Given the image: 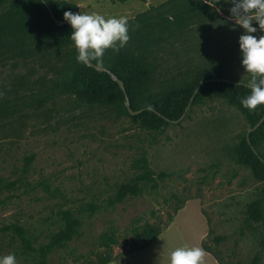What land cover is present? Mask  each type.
I'll return each instance as SVG.
<instances>
[{
    "label": "rangeland",
    "instance_id": "374dc122",
    "mask_svg": "<svg viewBox=\"0 0 264 264\" xmlns=\"http://www.w3.org/2000/svg\"><path fill=\"white\" fill-rule=\"evenodd\" d=\"M66 1L79 3L82 13L107 17L130 18L147 9L138 0ZM252 23V34L264 35ZM242 33L233 18L189 44L202 40L208 54L233 57V76L249 80L237 57ZM26 46L24 57L0 59V177L15 182L0 187V255L15 253L17 264H39L40 246L63 228L60 212L70 209L77 233L46 252L44 264H168L171 250L202 243L210 251L203 264H218L215 256L222 264H249L259 256L257 264H264V220H247V207L256 200L262 199L264 214V177L237 150L250 128L246 116L211 95L191 104L180 121L152 131L120 108L90 106L57 91L55 82L73 62L72 46ZM176 58L167 57L170 72ZM163 73L155 77L160 94L169 77ZM255 150L264 160V139ZM144 160L154 180L119 199L120 187L147 171ZM150 226L158 236L136 240Z\"/></svg>",
    "mask_w": 264,
    "mask_h": 264
},
{
    "label": "trees",
    "instance_id": "16d2710c",
    "mask_svg": "<svg viewBox=\"0 0 264 264\" xmlns=\"http://www.w3.org/2000/svg\"><path fill=\"white\" fill-rule=\"evenodd\" d=\"M231 6L224 0H218L212 6L204 0H165L158 5H149L146 10L126 18L129 45L118 52L103 56L99 61L93 59L91 63L107 67L123 81L131 108L141 109L136 114L128 112L124 92L108 72L77 61L78 52L70 38L71 26L67 23L57 25L54 22L55 18L66 20L65 11L77 12L75 3L66 0H48L46 3L41 0H0V59L8 55L24 57L29 52L26 45L31 43L58 48L72 46L71 67L66 69L54 84L60 94H70L90 106L120 108L129 118L139 119L142 127L160 132L168 122L178 119L185 112L194 90L199 86L190 105L201 102L205 96L224 98L247 117L251 129L263 117L264 105H258L255 110L242 106L241 98L247 96L251 90L245 86L247 79L233 76V57L223 59L218 53L208 54L202 45H199L202 40L195 41L193 46L189 44L197 34L210 35L216 22L231 21ZM170 54L177 57L173 64L175 73L170 72L168 66L164 65ZM161 72L169 76L163 78L159 85L164 91L162 94L155 88V77ZM201 80L204 82L200 84ZM263 139L264 117L261 123L249 132L248 138L247 133L241 138L237 148L239 157L254 169L258 168L262 177L264 160L253 149ZM146 166L147 171L137 176L134 184L120 187L119 199L127 193H134L140 182L154 180V172L147 162ZM26 167L27 162L23 168L24 172ZM14 183L0 177V187H9ZM90 209L93 211V206ZM60 214L63 228L46 244L40 246L42 260L39 264H44V254L52 247L71 240L77 233V221L72 211L66 209ZM247 220H264L262 199L248 205ZM8 228L22 235L20 226L11 224ZM158 234L159 230L150 226L138 234L136 240L153 239ZM28 246L31 248L29 244ZM202 248L210 252L204 243ZM215 258L222 264L218 257ZM258 259L259 256H254L249 264H257ZM108 261L110 259H102L98 264Z\"/></svg>",
    "mask_w": 264,
    "mask_h": 264
},
{
    "label": "clouds",
    "instance_id": "9594fccd",
    "mask_svg": "<svg viewBox=\"0 0 264 264\" xmlns=\"http://www.w3.org/2000/svg\"><path fill=\"white\" fill-rule=\"evenodd\" d=\"M48 2V0H41ZM216 4L218 0L210 3ZM231 4L229 9L236 24L242 26L243 33L238 38L240 63L250 74L245 85L251 91L241 98V104L249 110L264 105V35L256 36V21L264 30V0H224ZM64 18L71 25L70 38L77 49L78 62L88 64L93 59L101 60L107 49L118 52L130 39L127 19L117 16L105 17L99 13L65 11ZM205 250L202 247L181 246L168 253V264H203ZM0 264H17L15 253L0 255Z\"/></svg>",
    "mask_w": 264,
    "mask_h": 264
},
{
    "label": "water",
    "instance_id": "95a60500",
    "mask_svg": "<svg viewBox=\"0 0 264 264\" xmlns=\"http://www.w3.org/2000/svg\"><path fill=\"white\" fill-rule=\"evenodd\" d=\"M54 22L57 24V25H62V24H65V23H67V24H69V22L67 21V20H61V19H57V18H55L54 19ZM70 25V24H69ZM71 26V25H70ZM88 65H93L97 70H102V71H106V72H108L111 76H112V78L114 79V80H116L117 81V83L119 84V86H120V88L123 90V92H124V95H125V106H126V108H127V110H128V112L130 113V114H136V113H139L140 111H141V109H139V110H133L132 108H131V106H130V101H129V98H128V95H127V93H126V90H125V86H124V83H123V81L122 80H120V79H118L117 78V76L113 73V72H111L107 67H105V66H99V65H94V64H92L91 62H89L88 63ZM221 79H223V80H227V79H225V78H221ZM204 82V80H201L200 81V84L201 83H203ZM199 87V86H198ZM198 87L194 90V93L192 94V96H191V98H190V101H189V104H188V106L186 107V109H185V112L178 118V119H176V120H172L173 122H177V121H180L183 117H184V115H185V113L187 112V110H188V108H189V106H190V103H191V101H192V99H193V97H194V94L197 92V90H198ZM263 117H264V115H263ZM263 117L251 128V129H249L248 131H247V138H248V134H249V132L251 131V130H253V129H255L260 123H261V121L263 120ZM253 148V147H252ZM254 151H255V149H253Z\"/></svg>",
    "mask_w": 264,
    "mask_h": 264
},
{
    "label": "crops",
    "instance_id": "0c3cea01",
    "mask_svg": "<svg viewBox=\"0 0 264 264\" xmlns=\"http://www.w3.org/2000/svg\"><path fill=\"white\" fill-rule=\"evenodd\" d=\"M113 1V0H112ZM128 1V0H127ZM139 1V0H138ZM88 2H94V3H98V0H89ZM124 2H126V1H124ZM144 4L141 6V10H144V9H146V8H148L149 7V5H152L151 3H149V0H145V1H142ZM120 3H123V2H120ZM77 5V12H80V10L83 8V7H81L80 5H79V3H77L76 4ZM84 5V4H83ZM87 6H88V4H87ZM93 13V12H92ZM133 13V12H132ZM100 14V13H99ZM105 17H107L108 16V14H105L104 15ZM114 16H117V17H122L123 15H122V13H118V14H115ZM214 260H216L215 258H214ZM216 263H218L217 262V260H216ZM219 264V263H218Z\"/></svg>",
    "mask_w": 264,
    "mask_h": 264
}]
</instances>
